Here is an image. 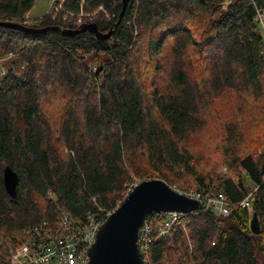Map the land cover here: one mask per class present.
Here are the masks:
<instances>
[{
  "label": "trees",
  "instance_id": "16d2710c",
  "mask_svg": "<svg viewBox=\"0 0 264 264\" xmlns=\"http://www.w3.org/2000/svg\"><path fill=\"white\" fill-rule=\"evenodd\" d=\"M81 1L65 7L79 13ZM225 1L131 0L106 40L0 25V54H14L0 73V264L34 224L55 227L60 209L77 222L104 218L127 184L147 179L222 193L231 207L227 217L191 213L166 236L152 213L147 264H264V189L253 198L260 233L240 205L264 177V34L255 19L264 0ZM35 3L0 0V21L23 23ZM100 5L111 19L94 22L106 33L123 3L86 0L83 9ZM63 14L32 26L82 25ZM7 165L19 174L16 199Z\"/></svg>",
  "mask_w": 264,
  "mask_h": 264
},
{
  "label": "built area",
  "instance_id": "2783aa9c",
  "mask_svg": "<svg viewBox=\"0 0 264 264\" xmlns=\"http://www.w3.org/2000/svg\"><path fill=\"white\" fill-rule=\"evenodd\" d=\"M67 1L68 0H50V8L48 12H52L53 17L64 13L63 15L65 18L70 16L67 18L70 19V21L76 19V21H74L75 24L94 22L100 15H102L103 18L111 19V12L104 7V5L86 11L83 9V4L86 0H82L80 12L73 13L65 7ZM135 1L138 2V0ZM231 1L232 0H226L225 4H228ZM255 19L260 25L264 26V10L257 9ZM128 23H130V21H128ZM13 57V53L7 54V59ZM2 61L3 60L0 59V63ZM91 70L95 71V68H91ZM0 73H6L4 67L0 69ZM223 171L226 173L227 167H224ZM138 183L139 182L137 181L127 184L128 191L126 196ZM260 188L264 189V177L261 182L257 183L253 190L245 195L240 201L241 207L246 208L251 216L254 214L253 198L256 191ZM179 191L200 201L202 205L200 210H207L221 217H227L231 214L230 202L222 193L205 194L199 189L191 190L189 192ZM122 202L120 204H122ZM196 211L191 213H195ZM110 213L104 218H99L89 213L87 220L77 222L70 217L67 211L60 209L57 216V225L55 227L49 226L47 221L34 224L27 230V233L22 240L9 248L7 259L8 264L88 263L90 260V248L97 239V234L101 225L105 222ZM191 213H184L176 210L156 213L161 216V222L158 226L159 236L168 235L177 226L186 228L185 216ZM149 216L138 232V248L144 264H147L149 260L148 250L150 242L152 241L151 235L153 233V227L149 220Z\"/></svg>",
  "mask_w": 264,
  "mask_h": 264
},
{
  "label": "water",
  "instance_id": "95a60500",
  "mask_svg": "<svg viewBox=\"0 0 264 264\" xmlns=\"http://www.w3.org/2000/svg\"><path fill=\"white\" fill-rule=\"evenodd\" d=\"M131 0H122L123 6L115 26L108 32L99 30L96 22H87L77 29L51 25L39 28L13 21H0L1 26L28 33H46L62 30L68 35L90 31L100 40L109 39L123 19ZM101 68L98 69V72ZM19 174L11 166L4 168V184L12 199L18 197ZM201 202L180 192L163 179H147L139 182L101 225L96 241L90 248V260L85 264H144L138 248V232L152 213L181 211L191 213L200 210ZM252 231L260 233V221L256 213L250 222Z\"/></svg>",
  "mask_w": 264,
  "mask_h": 264
},
{
  "label": "rangeland",
  "instance_id": "374dc122",
  "mask_svg": "<svg viewBox=\"0 0 264 264\" xmlns=\"http://www.w3.org/2000/svg\"><path fill=\"white\" fill-rule=\"evenodd\" d=\"M49 8H50V0H36V3L34 5V7L26 14V17H25V20L23 21V23H26L27 25H32V23L35 21V19L40 18L43 15H45L49 11ZM62 16H63L64 19H67L68 17H70V16H68V17L65 18L64 15H62ZM99 17H103V16L100 15ZM74 21H76V19H73L71 22L74 23ZM261 31L264 34V26L263 25H261ZM0 59L3 60L0 63V69H1L2 67H6L7 66V62L6 61L9 60V59H7V55H2V54H0ZM89 61L93 63L91 65V68H93L94 65H96V63H94V60L92 61L91 59H89ZM261 151H262V149L259 148L255 152L261 153ZM223 168H222V171H223ZM12 245H14V244H11L10 247Z\"/></svg>",
  "mask_w": 264,
  "mask_h": 264
}]
</instances>
